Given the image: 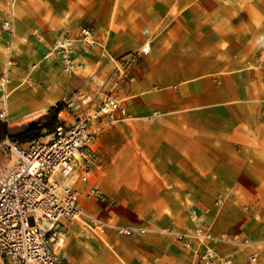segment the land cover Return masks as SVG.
Returning <instances> with one entry per match:
<instances>
[{"label": "crops", "instance_id": "0c3cea01", "mask_svg": "<svg viewBox=\"0 0 264 264\" xmlns=\"http://www.w3.org/2000/svg\"><path fill=\"white\" fill-rule=\"evenodd\" d=\"M15 1L7 127L59 104L58 116L76 121L107 97L126 110L92 127L102 167L76 188L85 220L145 233L97 237L64 222L59 255L70 264H194L175 235L195 230L196 212L216 236L249 243L219 245L221 256L264 264V0ZM8 19L9 0H0V74ZM82 29L92 41L76 42L77 69L67 74L50 53Z\"/></svg>", "mask_w": 264, "mask_h": 264}, {"label": "built area", "instance_id": "2783aa9c", "mask_svg": "<svg viewBox=\"0 0 264 264\" xmlns=\"http://www.w3.org/2000/svg\"><path fill=\"white\" fill-rule=\"evenodd\" d=\"M178 1V0H174ZM15 0H9V19L2 25L7 34L6 66L0 74V122L8 124V101L12 84L11 67L15 65L13 48L16 37ZM92 33L82 29L80 36L66 35L56 41L50 55L60 59L67 74L76 71L74 45L90 42ZM148 47L143 49V53ZM136 56L132 58L135 59ZM126 116L121 103L105 98L92 113L72 123L62 120L52 131L28 143L6 138L0 143V264H70L57 252L64 243V222L80 223L87 233L100 237L108 228L120 235L134 236L145 233L139 229H114L94 219L85 220L80 209L79 183H88L96 168L102 167L98 150L93 145L94 124L115 114ZM92 191L88 197H100ZM226 198L220 196L215 206L221 208ZM195 230L175 235L176 240L196 258L194 264H234L221 256L216 247L222 244L248 246L226 235L216 236L204 218L190 214ZM256 264L258 256L249 258Z\"/></svg>", "mask_w": 264, "mask_h": 264}, {"label": "water", "instance_id": "95a60500", "mask_svg": "<svg viewBox=\"0 0 264 264\" xmlns=\"http://www.w3.org/2000/svg\"><path fill=\"white\" fill-rule=\"evenodd\" d=\"M56 118L55 113H49L43 117L45 123H49ZM41 127V120L36 122H31L23 126L17 127H7L5 124L0 122V143L4 141L6 138H14L24 134L27 131H33Z\"/></svg>", "mask_w": 264, "mask_h": 264}, {"label": "trees", "instance_id": "16d2710c", "mask_svg": "<svg viewBox=\"0 0 264 264\" xmlns=\"http://www.w3.org/2000/svg\"><path fill=\"white\" fill-rule=\"evenodd\" d=\"M63 111V105L62 104H59L57 105L56 107L52 108L49 112L50 113H55L56 114V119L50 124V125H45V127H40L36 130H33V131H27L25 132L24 134L20 135V136H17V137H14V138H11L12 140L16 141V139H22V140H25L23 143H28V142H31L32 140H35L37 138H39L41 135V132H43L45 129H53L56 125V122H57V118H58V115Z\"/></svg>", "mask_w": 264, "mask_h": 264}, {"label": "rangeland", "instance_id": "374dc122", "mask_svg": "<svg viewBox=\"0 0 264 264\" xmlns=\"http://www.w3.org/2000/svg\"><path fill=\"white\" fill-rule=\"evenodd\" d=\"M49 113H50V112H49ZM49 113H47L46 115H48ZM53 113H54V112H53ZM35 117H36V116H35ZM35 117H32V118L27 119L28 122L25 123L24 125H26V124H28V123H31V122H36V121L41 120V127H45L46 124H47V125H50V124L56 119V118H55L53 121H50V119H49V123H45V121H44L43 118H41V119H39V120H32V119L35 118ZM61 119H62V120H66L68 123H72V122H74V120H72L68 114L62 115V116H61ZM57 122H58V118H57ZM57 122H56V124H57ZM52 130H53L52 128H51V129H45L43 132H41L40 135L42 136L43 133L50 132V131H52ZM41 136H40V137H41ZM16 141H17V142H20V143H23L25 140H22V139H21V140H20V139L17 140V139H16ZM59 249H60V247L58 246L56 251L58 252Z\"/></svg>", "mask_w": 264, "mask_h": 264}]
</instances>
